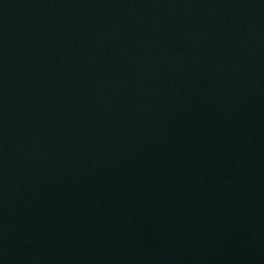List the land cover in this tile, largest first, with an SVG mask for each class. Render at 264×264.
<instances>
[{"label":"water","instance_id":"95a60500","mask_svg":"<svg viewBox=\"0 0 264 264\" xmlns=\"http://www.w3.org/2000/svg\"><path fill=\"white\" fill-rule=\"evenodd\" d=\"M0 264H264V0H0Z\"/></svg>","mask_w":264,"mask_h":264}]
</instances>
